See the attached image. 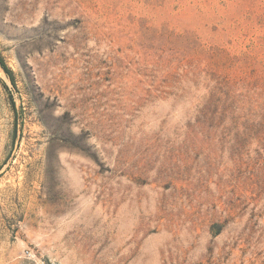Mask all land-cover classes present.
Masks as SVG:
<instances>
[{
	"label": "rangeland",
	"instance_id": "obj_1",
	"mask_svg": "<svg viewBox=\"0 0 264 264\" xmlns=\"http://www.w3.org/2000/svg\"><path fill=\"white\" fill-rule=\"evenodd\" d=\"M0 264H264V0H0Z\"/></svg>",
	"mask_w": 264,
	"mask_h": 264
},
{
	"label": "trees",
	"instance_id": "obj_2",
	"mask_svg": "<svg viewBox=\"0 0 264 264\" xmlns=\"http://www.w3.org/2000/svg\"><path fill=\"white\" fill-rule=\"evenodd\" d=\"M4 67H5V66H4ZM4 69H5V71L9 72V70H8L6 67H5Z\"/></svg>",
	"mask_w": 264,
	"mask_h": 264
},
{
	"label": "bare ground",
	"instance_id": "obj_3",
	"mask_svg": "<svg viewBox=\"0 0 264 264\" xmlns=\"http://www.w3.org/2000/svg\"><path fill=\"white\" fill-rule=\"evenodd\" d=\"M122 243V242H121Z\"/></svg>",
	"mask_w": 264,
	"mask_h": 264
}]
</instances>
